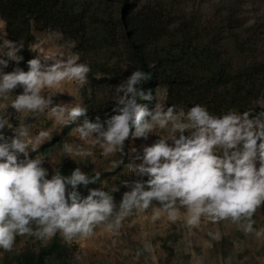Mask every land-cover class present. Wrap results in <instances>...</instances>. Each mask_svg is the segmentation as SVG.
Instances as JSON below:
<instances>
[{
    "label": "clouds",
    "instance_id": "1",
    "mask_svg": "<svg viewBox=\"0 0 264 264\" xmlns=\"http://www.w3.org/2000/svg\"><path fill=\"white\" fill-rule=\"evenodd\" d=\"M7 34L0 21V101H6L0 105V251L8 254L18 248L17 264L21 252L38 253L54 239L69 251L65 264H72L77 245L67 241L91 235L100 224L108 230L118 228L132 210L141 212L150 206L159 208L156 215L163 212L173 222L183 210L189 226L198 225L201 218H230L246 221L240 227L247 234L254 231L252 218L264 224V105L255 113L229 109L220 114L199 103L186 110L174 104L164 106L154 97L156 89L163 87H156L154 93L142 90V82L150 76L134 67L112 88L111 114L90 119L86 105L100 76L90 77L89 64L80 60V53L75 49L79 54L70 50L43 53L28 47L35 55L25 61V70L19 66L24 43L8 39ZM10 60L17 63L5 71ZM86 81L82 103L76 98L74 102L53 100L65 83L83 86ZM17 87L22 91L13 94ZM9 107L13 113L7 111ZM40 114L59 126L75 122L68 132L74 139L61 142L65 156L91 157V149L82 145L99 146L102 156L120 153L119 166L129 157L124 167L139 178L121 181L127 190L120 198L117 192L113 197L117 185L105 190L103 182L84 192L83 187L99 180L100 172L88 175L80 167L71 169L66 161L53 167L49 176L44 167L47 158L29 157L30 151L50 138L48 129L32 135L26 123L28 117ZM150 133L158 138L142 144L139 151L132 147L130 152L135 154L128 156L130 138L147 139ZM64 164L69 165V174L59 171ZM173 235L167 233L161 243L169 258L174 254ZM255 235L261 232L256 230Z\"/></svg>",
    "mask_w": 264,
    "mask_h": 264
},
{
    "label": "trees",
    "instance_id": "2",
    "mask_svg": "<svg viewBox=\"0 0 264 264\" xmlns=\"http://www.w3.org/2000/svg\"><path fill=\"white\" fill-rule=\"evenodd\" d=\"M189 1L0 0V17L8 36L24 43L19 66L25 70V61L35 55L27 51L36 31H59L74 42L84 61L88 56H105L104 61L88 62L90 77L100 76L86 105L90 119L111 114L98 108L96 97L112 85L108 75H114L117 68L109 60L119 49L128 63L149 74L142 90L154 93L158 86L166 88L165 106L187 109L199 103L214 114L229 109L259 111L264 101V56L258 54L263 52L259 45L264 42V30L255 23L246 26L239 8L226 5L205 16L189 10ZM127 148L128 139L124 155ZM59 171L71 172L68 164ZM68 258V249L54 239L38 253L21 252L19 264H65Z\"/></svg>",
    "mask_w": 264,
    "mask_h": 264
},
{
    "label": "rangeland",
    "instance_id": "3",
    "mask_svg": "<svg viewBox=\"0 0 264 264\" xmlns=\"http://www.w3.org/2000/svg\"><path fill=\"white\" fill-rule=\"evenodd\" d=\"M239 8L241 18L246 22V26L253 23L257 24L261 31L264 30V0H191L188 2V9L198 10L201 14L207 16L213 14L217 8L226 6ZM3 22L4 30L6 25ZM33 23V21H32ZM34 28V26H33ZM32 28V29H33ZM7 38L11 39L8 34ZM35 46L39 52H56L63 53L74 50V42L66 38L59 31L42 30L35 32V40L28 47ZM259 48L264 52V42L262 41ZM28 54H35L28 48ZM259 53L262 58L264 53ZM122 50L114 51L110 64H114V75H108V81L112 85H106L103 90L98 91V108L100 110H111L112 104V88L121 79L130 74L134 66L127 62L126 55H121ZM79 54V53H77ZM121 55V57H120ZM262 56V57H261ZM80 57V54H79ZM99 57V58H98ZM83 58H80V60ZM106 59L105 56H88L86 62H95L94 60ZM236 63L239 62V56L234 55ZM108 61V60H107ZM85 62V63H86ZM17 62L9 61L5 71H10ZM127 67V68H125ZM113 81H115L113 83ZM87 85V81L83 86L77 82L65 83L62 90L54 97V101H76L82 103V97L85 94L83 88ZM22 91L19 87L13 90V94ZM50 91V90H46ZM69 93L74 94L75 97ZM89 96V94L85 95ZM166 88H159L155 91L157 103L165 106ZM6 101H0V105ZM264 105V101L262 103ZM186 110V109H184ZM9 113H13V109H7ZM13 123H16L14 116H10ZM26 123L30 125L31 134L35 135L40 129L50 130V138L43 141L37 149L29 152V157L41 155L47 158L44 167L49 169V176L52 174L53 167H58L63 161L68 162L71 169L80 167L88 173L100 172V178L97 182L90 183L83 187V191L87 192L88 188L99 187L101 182L105 190H111L117 185L118 190L113 192V197L120 196L123 191L127 190L122 180L131 181L138 179L134 174L129 173L124 167L128 162L119 166L122 155L114 153L107 157L101 155L99 146L83 144V147H89L92 151L91 157H75L71 159L62 152V141L73 140L68 135L69 130L75 126V122L68 125H55L52 120L46 119L44 114H40L36 118L28 117ZM6 134H11L9 129L4 130ZM157 134L150 133L147 139L130 138L128 151L135 147L140 150L142 144H150L157 139ZM76 143H81L78 140ZM22 156V154H21ZM115 163V166H113ZM145 178V177H144ZM117 204L119 201L116 202ZM159 208L152 206L148 209L137 212L135 209L130 214L121 219L118 228L112 230L106 229L104 224L94 227L91 235L87 237L76 236L70 241V244H76L77 249L71 255L72 264H264V224L261 219L253 220L252 233H244L240 225L246 221L233 222L230 218L222 220H211L209 218H201L198 225L189 226L184 222V213L181 210L176 221H169L166 214L155 211ZM261 232L260 236L255 235V231ZM169 232H173V248L174 254L169 258L162 248L163 236ZM178 234V238L175 236ZM61 239L64 240L61 236ZM18 248H12L6 252L0 251V264H17L16 255Z\"/></svg>",
    "mask_w": 264,
    "mask_h": 264
}]
</instances>
